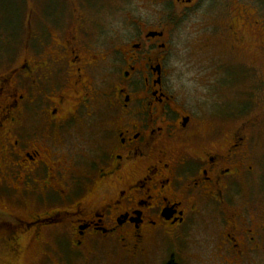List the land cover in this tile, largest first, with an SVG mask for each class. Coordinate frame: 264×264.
I'll use <instances>...</instances> for the list:
<instances>
[{
    "label": "flooded vegetation",
    "instance_id": "af4514ba",
    "mask_svg": "<svg viewBox=\"0 0 264 264\" xmlns=\"http://www.w3.org/2000/svg\"><path fill=\"white\" fill-rule=\"evenodd\" d=\"M198 1L174 4L183 12ZM54 2L38 1L25 39L8 46L0 66V196L36 207L24 217L0 210L6 245L15 253L25 236L46 237L48 246L66 241L84 264H103L100 252L138 264L162 239L185 241L188 226L213 213L211 254L170 250L163 264H262L264 204H240L236 194L252 184L259 117L215 144L218 133L204 130L179 95L173 18L102 27L94 0ZM245 10L252 29L232 16L225 27H208L201 47L215 74L239 66L261 90L257 68L233 59L246 30L261 23ZM80 133L90 139L84 150L71 144Z\"/></svg>",
    "mask_w": 264,
    "mask_h": 264
},
{
    "label": "rangeland",
    "instance_id": "374dc122",
    "mask_svg": "<svg viewBox=\"0 0 264 264\" xmlns=\"http://www.w3.org/2000/svg\"><path fill=\"white\" fill-rule=\"evenodd\" d=\"M38 1L41 8L45 2H54V0H0V66L4 58L10 55L8 46L25 39L27 25L32 22L31 14L36 11ZM65 1L67 3V0ZM94 2L100 11L93 10L91 14L94 19L101 21L102 27L111 24L114 27H129L131 18L141 15L148 17L152 27H157L156 23L162 17L173 18L172 24L169 23L167 27H174L175 32L172 63L176 69L175 79L180 89L179 95L187 105L201 115L205 122L204 130L214 128L218 133L214 138L215 144L228 139L249 119L259 117L260 121L252 126L251 162L254 165L252 184L237 188L236 194L239 203L243 199L264 204V83L261 90L254 88L257 79L251 74L237 73L239 66L228 68V72L215 74L214 62L212 63L209 54L201 47L208 40L207 28L225 27L232 16L242 17L239 20L240 27L252 29L243 18L245 12H248L245 9L250 10L261 23L257 30L251 32L246 30V39L240 48L242 51L240 58L233 59L257 68L264 82V54L259 50V46L264 45V0H199L191 9H185L183 12L181 5H175L174 0H94ZM53 4H56V1ZM214 38L216 36L212 37ZM214 42L219 45L225 44L220 37ZM208 43L209 40L206 44ZM229 43L230 40H227V45ZM85 140H90L89 136L80 133L76 139H72L71 144L73 148L76 146L84 150L87 148ZM260 202L256 203L261 204ZM35 209L33 205L19 208L7 204L0 196V210L11 215L24 217ZM213 215L206 213L197 217L185 231V241L162 239L151 248L147 257L137 261L138 264H163L170 250L179 249L200 258L207 257L211 254L209 248L214 237V230L209 225ZM3 239L4 234L0 233V264H84L85 261L66 241L53 240L52 245L48 246L45 243L48 242L46 237L38 240L27 235L22 240V248L19 247L15 254ZM100 253L101 257L106 258L103 264H122L121 257L108 252ZM125 264L131 262L127 261Z\"/></svg>",
    "mask_w": 264,
    "mask_h": 264
}]
</instances>
